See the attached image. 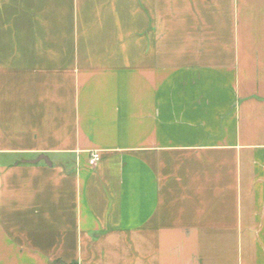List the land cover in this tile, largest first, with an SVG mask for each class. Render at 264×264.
I'll list each match as a JSON object with an SVG mask.
<instances>
[{"label":"crops","instance_id":"0c3cea01","mask_svg":"<svg viewBox=\"0 0 264 264\" xmlns=\"http://www.w3.org/2000/svg\"><path fill=\"white\" fill-rule=\"evenodd\" d=\"M55 263L264 264V0H0V264Z\"/></svg>","mask_w":264,"mask_h":264},{"label":"built area","instance_id":"2783aa9c","mask_svg":"<svg viewBox=\"0 0 264 264\" xmlns=\"http://www.w3.org/2000/svg\"><path fill=\"white\" fill-rule=\"evenodd\" d=\"M100 160V156L97 152H91L88 159L89 167H95Z\"/></svg>","mask_w":264,"mask_h":264},{"label":"water","instance_id":"95a60500","mask_svg":"<svg viewBox=\"0 0 264 264\" xmlns=\"http://www.w3.org/2000/svg\"><path fill=\"white\" fill-rule=\"evenodd\" d=\"M40 161L47 162V159L44 156H40L37 160L31 161V162H26V163H37V162H40Z\"/></svg>","mask_w":264,"mask_h":264},{"label":"trees","instance_id":"16d2710c","mask_svg":"<svg viewBox=\"0 0 264 264\" xmlns=\"http://www.w3.org/2000/svg\"><path fill=\"white\" fill-rule=\"evenodd\" d=\"M56 263H57V262H56ZM56 263H55V264H56ZM71 264H76V263H71Z\"/></svg>","mask_w":264,"mask_h":264}]
</instances>
